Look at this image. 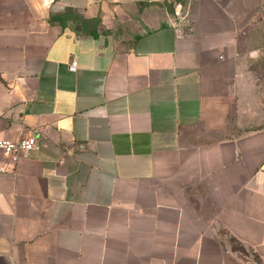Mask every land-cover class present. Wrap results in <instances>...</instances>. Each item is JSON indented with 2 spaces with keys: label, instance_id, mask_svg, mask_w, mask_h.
Wrapping results in <instances>:
<instances>
[{
  "label": "crops",
  "instance_id": "crops-1",
  "mask_svg": "<svg viewBox=\"0 0 264 264\" xmlns=\"http://www.w3.org/2000/svg\"><path fill=\"white\" fill-rule=\"evenodd\" d=\"M261 59L264 0H0V264H264Z\"/></svg>",
  "mask_w": 264,
  "mask_h": 264
},
{
  "label": "built area",
  "instance_id": "built-area-1",
  "mask_svg": "<svg viewBox=\"0 0 264 264\" xmlns=\"http://www.w3.org/2000/svg\"><path fill=\"white\" fill-rule=\"evenodd\" d=\"M75 69L76 64L72 62L70 70L74 72ZM36 146V138L31 135L21 136L16 141L5 140L0 136V152L4 157H6V159L8 158L11 163H16V161H18L23 154L32 151L36 148ZM5 174V166L0 164V176H4Z\"/></svg>",
  "mask_w": 264,
  "mask_h": 264
},
{
  "label": "rangeland",
  "instance_id": "rangeland-1",
  "mask_svg": "<svg viewBox=\"0 0 264 264\" xmlns=\"http://www.w3.org/2000/svg\"><path fill=\"white\" fill-rule=\"evenodd\" d=\"M178 18V16H175L176 20H178ZM258 62V64L252 66L250 69L253 71V74L258 77L259 80H261V91L264 93V59H261Z\"/></svg>",
  "mask_w": 264,
  "mask_h": 264
}]
</instances>
